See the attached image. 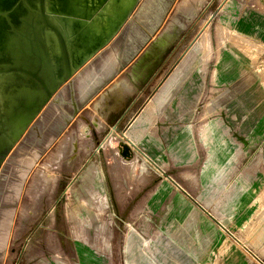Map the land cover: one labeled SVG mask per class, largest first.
<instances>
[{"label": "rangeland", "instance_id": "1", "mask_svg": "<svg viewBox=\"0 0 264 264\" xmlns=\"http://www.w3.org/2000/svg\"><path fill=\"white\" fill-rule=\"evenodd\" d=\"M179 104L187 118L174 114ZM175 129L192 133L193 161L176 162ZM143 197L154 203L132 214ZM136 237L145 244L116 246ZM60 254L66 264L130 254L139 264H264V0H174L35 163L4 264Z\"/></svg>", "mask_w": 264, "mask_h": 264}, {"label": "water", "instance_id": "2", "mask_svg": "<svg viewBox=\"0 0 264 264\" xmlns=\"http://www.w3.org/2000/svg\"><path fill=\"white\" fill-rule=\"evenodd\" d=\"M144 2H139L132 10L130 16L138 9L133 19L130 20L129 16L128 21L120 26L123 27L118 37L124 36L126 46L121 53L125 55L124 60L121 59V66L114 73L104 75L103 84L93 97L141 52L158 31L174 0L165 9L160 21L139 16ZM49 33L55 38L58 58L54 56L47 36ZM86 43L85 47L90 48V40ZM74 58L72 41L62 24L52 17L47 0H15L12 6L0 8V75H18L13 82L0 85V184L3 181L4 185L0 186H10V182L6 181L11 179V166H16L11 161L13 154L27 142L30 130L43 127L44 119L63 107L61 97L69 98L71 117L62 120L50 144L43 148L32 168L86 105L77 102L76 98L77 77L85 70L86 61L75 68ZM120 152L123 156H131L126 143H121ZM23 188L14 206L7 244ZM5 252L6 245L0 250V264H4Z\"/></svg>", "mask_w": 264, "mask_h": 264}, {"label": "bare ground", "instance_id": "3", "mask_svg": "<svg viewBox=\"0 0 264 264\" xmlns=\"http://www.w3.org/2000/svg\"><path fill=\"white\" fill-rule=\"evenodd\" d=\"M171 1L145 0L139 16L160 21ZM14 2L15 0H0V8L10 7ZM139 2L140 0H47V8L52 17L62 24L72 41L75 68L86 61L85 70L77 77V102L87 104L94 92L103 84L104 75L109 72L114 73L121 66V59L124 60L125 57L121 54L125 41L124 36L118 37L123 27L120 26L124 21V24L128 21L132 10ZM47 36L50 38L54 56L58 58L59 52L55 38L50 33ZM203 36L205 34L202 35V38ZM87 40H90V48L85 47ZM199 47H203L201 41H199ZM96 50L98 51L91 56ZM204 52L207 55L206 51ZM16 79H18V75L15 74L0 75V85L13 82ZM68 99V97L60 98L63 107L55 113H50L44 119L43 127L30 130L27 142L17 148L12 156L11 161L16 166H11V170H13L11 179L6 181L10 182V186L3 187V181L0 184L3 185L0 186V205H2L0 210V250L4 249L6 245L7 251L8 231L14 206L21 194L23 183L33 169V163L43 148L50 144L49 142H51L55 130L60 128L62 120L71 117L72 108Z\"/></svg>", "mask_w": 264, "mask_h": 264}, {"label": "crops", "instance_id": "4", "mask_svg": "<svg viewBox=\"0 0 264 264\" xmlns=\"http://www.w3.org/2000/svg\"><path fill=\"white\" fill-rule=\"evenodd\" d=\"M136 65H137L136 67H140L139 64H136ZM125 107H127V106L125 105ZM125 107L123 109H125ZM173 110H174L173 111L174 114L177 115V116L183 115V116H185L187 118L191 114L189 112V110L187 111L185 109V107L183 105H181V104H179V106H177L175 109L173 108ZM129 121H130V119H129ZM178 130L179 129H175V132H173V134H172L173 135V139H174L172 148L176 152V155H175L176 162L186 163V162L193 161L194 159H196V156H195V152L191 151L192 146L194 144L193 143V139H192V133L188 129H182V130H179V131ZM183 146L185 148H190V150L186 151L185 154H182V153L180 154L179 153L180 152L179 149L181 147H183ZM154 198H152V197H150V198L149 197H143V199L140 202L139 201L137 202V205L134 207V210L132 211V214L138 215V214L144 213L146 211L144 205L145 204L150 205L152 202L154 203ZM147 211L150 212L149 210H147ZM150 213H153V211L150 212ZM52 232H54V231L52 230ZM104 233L107 234V230L106 229L104 230ZM105 241L106 242L107 241L110 242V246L114 245L113 241L111 239H105ZM58 242H59L60 248L62 247V252L64 253V245H65L64 238L63 239H59ZM144 244H145V242H144L143 239H139L138 237H136L134 240H131V239H127V240L120 239V240L117 241L116 246L129 248V247L143 246ZM137 256L138 255L130 254V255L126 256L124 262L122 260V257H119L120 264H134V263L135 264H139V263H144V262L148 263L147 261L142 260L141 256H140L141 261H139ZM51 257L52 258H51L50 262L48 261L49 264L50 263L51 264H54V263L66 264V260H65L66 257H65L64 254L63 255L62 254L56 255V257H53V256H51ZM53 258H55V260H53ZM33 259H34V257L31 256V258H28V261H33Z\"/></svg>", "mask_w": 264, "mask_h": 264}]
</instances>
